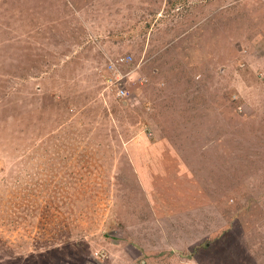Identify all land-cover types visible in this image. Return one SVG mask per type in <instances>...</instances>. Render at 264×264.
Listing matches in <instances>:
<instances>
[{
	"label": "rangeland",
	"instance_id": "obj_1",
	"mask_svg": "<svg viewBox=\"0 0 264 264\" xmlns=\"http://www.w3.org/2000/svg\"><path fill=\"white\" fill-rule=\"evenodd\" d=\"M0 264H264V0H0Z\"/></svg>",
	"mask_w": 264,
	"mask_h": 264
},
{
	"label": "built area",
	"instance_id": "obj_2",
	"mask_svg": "<svg viewBox=\"0 0 264 264\" xmlns=\"http://www.w3.org/2000/svg\"><path fill=\"white\" fill-rule=\"evenodd\" d=\"M128 60H129V58H127V59L126 58H121L120 62H125V61H128ZM122 94H124V91H122Z\"/></svg>",
	"mask_w": 264,
	"mask_h": 264
},
{
	"label": "clouds",
	"instance_id": "obj_3",
	"mask_svg": "<svg viewBox=\"0 0 264 264\" xmlns=\"http://www.w3.org/2000/svg\"><path fill=\"white\" fill-rule=\"evenodd\" d=\"M127 62V61H126Z\"/></svg>",
	"mask_w": 264,
	"mask_h": 264
}]
</instances>
